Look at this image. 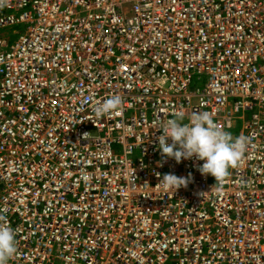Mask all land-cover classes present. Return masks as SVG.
<instances>
[{"label": "built area", "instance_id": "obj_1", "mask_svg": "<svg viewBox=\"0 0 264 264\" xmlns=\"http://www.w3.org/2000/svg\"><path fill=\"white\" fill-rule=\"evenodd\" d=\"M18 24L0 35L8 264H264V0H0V29ZM197 112L248 138L220 191L158 151Z\"/></svg>", "mask_w": 264, "mask_h": 264}, {"label": "clouds", "instance_id": "obj_2", "mask_svg": "<svg viewBox=\"0 0 264 264\" xmlns=\"http://www.w3.org/2000/svg\"><path fill=\"white\" fill-rule=\"evenodd\" d=\"M121 109V97L113 95L99 103L94 112L97 118H102L115 115ZM158 131L161 132L158 137V151L161 156L165 160H174L177 164L193 158L202 161L198 171L202 176L214 178L212 190L215 188L216 191L222 190L229 177V169L239 166L248 147L246 136L233 139L228 132L213 123L209 112L193 113L187 122L182 113L178 114L163 122ZM190 179V176L164 174L159 184L162 189L176 192L187 187ZM16 252L14 231L10 227L0 226V264H8Z\"/></svg>", "mask_w": 264, "mask_h": 264}, {"label": "rangeland", "instance_id": "obj_3", "mask_svg": "<svg viewBox=\"0 0 264 264\" xmlns=\"http://www.w3.org/2000/svg\"><path fill=\"white\" fill-rule=\"evenodd\" d=\"M25 27L26 25L24 24H18L12 27L3 28L0 29V35H5L6 37L10 36V43H13L17 39L18 35L24 31ZM239 129H240V122H238L235 125L234 131H238Z\"/></svg>", "mask_w": 264, "mask_h": 264}]
</instances>
